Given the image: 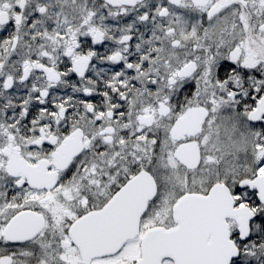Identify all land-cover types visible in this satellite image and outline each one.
I'll list each match as a JSON object with an SVG mask.
<instances>
[{
	"label": "snow or ice",
	"instance_id": "1",
	"mask_svg": "<svg viewBox=\"0 0 264 264\" xmlns=\"http://www.w3.org/2000/svg\"><path fill=\"white\" fill-rule=\"evenodd\" d=\"M0 264H264V0H0Z\"/></svg>",
	"mask_w": 264,
	"mask_h": 264
}]
</instances>
